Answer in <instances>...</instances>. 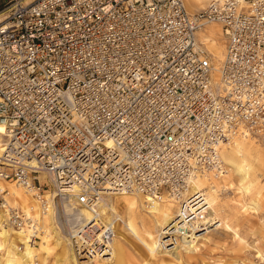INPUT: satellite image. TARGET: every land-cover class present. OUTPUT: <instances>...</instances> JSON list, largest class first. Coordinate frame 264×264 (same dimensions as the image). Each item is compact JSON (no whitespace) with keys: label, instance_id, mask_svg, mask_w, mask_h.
Returning <instances> with one entry per match:
<instances>
[{"label":"built area","instance_id":"1","mask_svg":"<svg viewBox=\"0 0 264 264\" xmlns=\"http://www.w3.org/2000/svg\"><path fill=\"white\" fill-rule=\"evenodd\" d=\"M0 8V211L31 242L49 209L57 229L70 227L72 208L107 192L146 203L166 195L183 213L191 181L226 171L222 145L264 140V0H210L197 12L184 0ZM210 25L225 44L216 80L199 35ZM6 183L32 195L40 213L11 204ZM204 215L192 213L187 226ZM92 225L66 230L80 235L81 260L111 254L113 233L103 239Z\"/></svg>","mask_w":264,"mask_h":264},{"label":"rangeland","instance_id":"2","mask_svg":"<svg viewBox=\"0 0 264 264\" xmlns=\"http://www.w3.org/2000/svg\"><path fill=\"white\" fill-rule=\"evenodd\" d=\"M22 1L23 3H29L32 0ZM5 15L6 13L2 12L0 8V21H2ZM220 28L219 26H209L205 28V33L202 32L199 34L200 40L203 43L205 42L204 45L212 53L213 51H219V49L223 51L224 49L225 44L220 36ZM213 60L214 67L216 65L219 66L220 57L215 55ZM237 140H241V138ZM253 141L259 146L258 154H255L258 157L256 160L248 162L246 165L247 167L249 166L248 169L243 168L247 169L248 176L244 182L243 180L241 181L242 172L236 169L241 170L240 167L245 163H241L242 160L237 156L234 159L235 164H239V167L233 166L235 167L233 168V163L230 164L223 159L226 167L225 175L219 177L207 176L211 184L205 185L201 191L205 194L204 196L209 208L206 211V222L201 228H196L191 238L167 234L165 231L174 225L169 223L164 224L160 218L147 219L144 223L140 216L135 217L128 214L118 204L122 200L120 198L121 196L111 195L107 197L108 202L114 205L116 209L118 208V219H110V221L106 219L104 223L113 225V227L115 225V230L112 232L113 238H115L114 243H120L122 245L120 259L118 261L116 260L115 263H111L113 260L109 263L264 264V140L257 141L253 139ZM167 199L168 197L165 195L158 203L163 205L167 201L172 204V210L174 211L172 221H176L179 207L171 199L170 201ZM137 202L138 207L136 210L140 215L147 217L145 209L147 206L143 205L140 200ZM15 205L20 207L18 204ZM53 218L52 212L50 223L47 221L43 222V226L48 227L50 235L52 236L50 239L51 244L49 243V248H52L47 252L42 250L38 244L42 241L41 237L32 241V243H35V256L30 259V264H62L60 261L61 257L59 256L60 249L55 241L56 239H60V241L65 240L69 242L71 239L66 232L68 230L70 231L71 228L68 226L64 228L58 226V229L56 227L54 228ZM84 226L82 225V227ZM8 229L10 230L11 228L8 227ZM96 230L101 231V229ZM116 233L120 234V239ZM7 245L2 244L0 247V264H4L7 258ZM16 246V250L11 248L9 251H11V255L13 254L15 257H19L20 251L22 252L23 250L22 245L17 242ZM68 248L72 251L71 247L68 246ZM74 260L77 262V259L73 257L72 260L68 261V264H75ZM19 264L26 263L22 261Z\"/></svg>","mask_w":264,"mask_h":264},{"label":"bare ground","instance_id":"3","mask_svg":"<svg viewBox=\"0 0 264 264\" xmlns=\"http://www.w3.org/2000/svg\"><path fill=\"white\" fill-rule=\"evenodd\" d=\"M3 19H2V21H4ZM2 21H0V23ZM210 26H217V25H210ZM207 27H209V26H207ZM204 44H205V42H204ZM221 51L222 50L219 49V51H213V53L211 52L214 56L216 55L217 57H220L219 66L216 65L214 67V71L212 73L213 80L217 79L218 72L220 70V66H221V63L223 61L224 49L222 52ZM3 132H4L3 127H0V153H2L1 151L3 149L2 135H1V134H3ZM254 141L252 138H242L241 140L236 139L229 144H224L221 146L220 155H221L222 160L224 159V160L228 161L230 164L233 163L232 167L233 166L239 167V164H235V159H234L235 156H237L240 158V160H242L241 163H245L240 167L241 170L236 169L237 171L242 172L241 181L243 180V182L248 177L246 170L248 169L249 166L247 167L246 165L248 164L249 161H254L258 157V155H255V154H258V150H259L258 147L259 146H258V144L255 143L256 141L255 142ZM233 168H235V167H233ZM243 168H247V169H243ZM225 173H226V171L224 172L223 175H225ZM210 177H215V175L214 176L212 175ZM216 177H219V176H216ZM208 184H211V181L209 178H207L205 176H198L193 181L190 182V184L186 190V194H188L187 200H186V202H187L186 207L188 206L190 208H189V210H187L183 213L180 212V209H179L177 212V218L179 216H181L182 218H180L179 220H177V218H176V222L172 221L174 218V211L172 210V208H173L172 204L168 203L167 201H166V204L163 203V205H161L158 202L146 203L145 200L143 199V197H141V196L125 194V195H119V196H121L120 198L122 200L119 201L118 204L121 205L122 208L124 209V211H126L128 214L135 216V217L140 216L144 223L146 222L147 219L151 220L152 218H160L162 220V222H164V224L169 223L171 225H174L173 227L171 226L165 231L167 234H174V235H178V236L183 237V238H191L193 236V232L196 231V228L197 227L201 228L203 226V224L206 222V211L209 208H208V205L206 203V198L204 196L205 194H204V192H201V191L203 190L204 186L208 185ZM6 186L8 188L9 194L12 197L13 203H11V204L20 205L21 209L27 214H30V213L38 214V213H40V206H39L38 202L36 201V199L34 197H32V195L26 193V191H24L22 188L17 187V185H14L12 183H6ZM244 188H245V186H244ZM111 195L118 196L117 194L107 192L100 199V200H102V202H98L96 205H94L92 207L83 208V206H82V208H77V209L72 208V212L74 213L75 216L72 219V221H70L69 226L71 228H79L78 232H80L82 230V225H88V224L93 222V225L91 227H95V229H101V232L99 233V235L97 234V236L98 237L101 236V238H103V235L108 234V231L113 232V230H115V225L113 227V225H107L104 223V220H106V219L109 221H110V219H113V220L118 219V211H117L118 208L116 209V207H114V205H111L107 200V197H109ZM190 198H191V202L189 203ZM139 200L142 202L143 205L147 206V208H145L146 212H147V217L145 215H140L138 213V211L136 210L138 207L137 201H139ZM167 200L170 201V198H168ZM174 204H175V202H174ZM200 210H201V213L205 214L204 218H202L203 219L202 222L197 223L196 225L187 226L188 217L192 213H195L196 211H200ZM51 217H52V211H51V209H49L42 216V218H41L42 223L45 221L50 223ZM128 223H130V222H128ZM154 225H156V224L154 223ZM130 227H132V226H130ZM54 228H55V226H54ZM43 230H44V236L41 237L42 241L39 242L38 244L40 245L42 250L47 252V251H49L50 248H52V247L49 248V243H50V239L52 238V236L50 235V231L48 230L47 226H45V227L43 226ZM76 230L77 229H75L72 232L75 233V232H77ZM116 235L119 239L121 238L120 234L116 233ZM79 236L80 235H78V234L71 235L72 239L69 242L68 241L66 242L65 240L60 241V239L59 240L56 239L55 243H56V245L59 246V249H60L59 256L61 257L60 261L62 262V264H68V261L72 260L73 257H74V259L75 258L77 259V262H75L76 260H74L75 264H110L109 263L110 261L113 260L111 263H115L116 260L118 261L120 259L119 256H121L120 254L122 251V245L120 243L115 244L114 243L115 238H112L113 237V235H112V237H111L112 239L105 242L106 245L107 246L109 245L111 248L110 256L108 254H107V256H98L96 254V255H93V257H89V259H87V260H81V258H79L77 256V254L74 250V242L75 241L73 239L75 237L79 238ZM0 239H1L0 247L2 246V244L7 245V243H8V245H7V251H8L7 252V258L5 259L4 264H19V262H22V261H23V263L30 264L29 263L30 259H32L35 256L34 255L35 243H32L31 240L27 237V235H24L23 233L17 232L15 230H11V229L9 230L8 227L4 226L3 225V214L1 213V211H0ZM156 240H158V239H156ZM17 242H19L22 245V249H23L22 252L20 251L19 257H15L13 254L11 255L10 254L11 251H9L11 248L12 249L14 248L15 250L17 249V246H16ZM68 246L71 247L72 251H70ZM5 253H6V251H5ZM40 262H41V260H40Z\"/></svg>","mask_w":264,"mask_h":264},{"label":"crops","instance_id":"4","mask_svg":"<svg viewBox=\"0 0 264 264\" xmlns=\"http://www.w3.org/2000/svg\"><path fill=\"white\" fill-rule=\"evenodd\" d=\"M208 1L209 0H184V3L186 9H188L187 11L197 12L200 11Z\"/></svg>","mask_w":264,"mask_h":264}]
</instances>
